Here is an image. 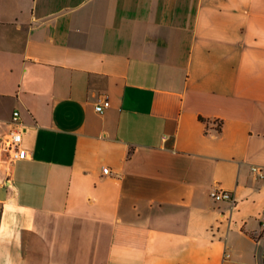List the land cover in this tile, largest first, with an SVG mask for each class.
<instances>
[{
	"label": "crops",
	"instance_id": "obj_1",
	"mask_svg": "<svg viewBox=\"0 0 264 264\" xmlns=\"http://www.w3.org/2000/svg\"><path fill=\"white\" fill-rule=\"evenodd\" d=\"M254 165L264 0H0V264H264Z\"/></svg>",
	"mask_w": 264,
	"mask_h": 264
},
{
	"label": "built area",
	"instance_id": "obj_2",
	"mask_svg": "<svg viewBox=\"0 0 264 264\" xmlns=\"http://www.w3.org/2000/svg\"><path fill=\"white\" fill-rule=\"evenodd\" d=\"M111 104L109 99H101L96 104V110L103 113L105 109ZM20 112L18 110L13 113V120L11 128L6 132L3 137V143L6 151L8 152V157L10 161H15L18 159H23L28 156V151L23 147V131L20 127ZM253 171L260 177L264 178V168L259 165H254L252 167ZM105 173H111L109 168H104ZM211 196L216 201L227 200L232 203L235 202L234 193L231 190L224 189L221 187H214L211 190ZM260 229L254 235L257 241L264 240V210L259 215Z\"/></svg>",
	"mask_w": 264,
	"mask_h": 264
}]
</instances>
